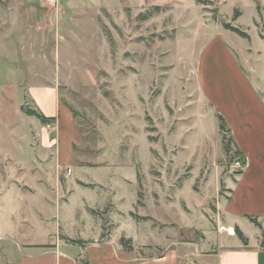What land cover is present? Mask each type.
Returning <instances> with one entry per match:
<instances>
[{
	"label": "rangeland",
	"instance_id": "obj_1",
	"mask_svg": "<svg viewBox=\"0 0 264 264\" xmlns=\"http://www.w3.org/2000/svg\"><path fill=\"white\" fill-rule=\"evenodd\" d=\"M35 8L33 61L17 24L0 20V254L15 240L126 237L148 257L200 240L240 169L224 147L231 132L201 90L199 59L222 37L264 96V0H38ZM53 84L77 115L71 165L58 162L55 123L24 111L38 108L29 85ZM229 224L224 235L238 236Z\"/></svg>",
	"mask_w": 264,
	"mask_h": 264
},
{
	"label": "crops",
	"instance_id": "obj_2",
	"mask_svg": "<svg viewBox=\"0 0 264 264\" xmlns=\"http://www.w3.org/2000/svg\"><path fill=\"white\" fill-rule=\"evenodd\" d=\"M1 2L6 4L0 7V20L5 27L17 24L21 45L31 48L27 56L35 60V15L38 13L35 3L38 0ZM30 74H35V67ZM197 76L205 98L215 114L223 116L235 144L247 159L244 171L231 177L230 184L225 185L226 191L217 199L214 215L205 217L215 218V224L200 240L171 243L161 253L148 257H139L134 250L127 251L108 238L100 241L90 238L84 243L60 239L48 243L15 240L6 254H0V264H264V96L235 50L219 36L205 46ZM27 93L47 116L57 117L58 133L53 146L58 162L73 164L76 159L73 146L80 142V134L75 116L60 97L58 85H29ZM248 215L257 216L261 222L262 228L257 226L259 234L250 235L241 228V220L252 222ZM227 222L242 230L248 238L247 244L235 234L224 235Z\"/></svg>",
	"mask_w": 264,
	"mask_h": 264
},
{
	"label": "trees",
	"instance_id": "obj_3",
	"mask_svg": "<svg viewBox=\"0 0 264 264\" xmlns=\"http://www.w3.org/2000/svg\"><path fill=\"white\" fill-rule=\"evenodd\" d=\"M235 17L239 16V12L236 10ZM226 28L230 29L236 33H238L239 35L245 37V38H249V34L247 32H245L244 30H242L241 28L237 27V26H233L229 23L226 24ZM73 115L75 117H77L76 112L70 107L68 106ZM24 111L26 114L28 115H34L36 116L43 124H52L55 123V121L57 120V117L55 116H47L42 110H40L39 108L37 109H32V108H24ZM219 119L222 121V128L225 131H228V133L230 132V128H227L225 119L223 118V116L219 115L218 116ZM224 147H225V151L227 153V155L230 157L231 160L236 159L237 157H241L243 159V162L246 164L247 159L246 156L244 155V153L237 147L235 150H233L232 147V141H233V137L232 136H226L224 135ZM245 168H241L240 170H238V174H241L244 171ZM249 219L258 227L262 228V224L261 222L258 220L257 216H253V215H248ZM236 232L238 234V236L240 237V239L247 244L248 243V238L244 235V233L242 232V230L237 226L236 227ZM69 240L71 242L74 243H84V240H76V239H71L69 238ZM120 244L122 245V247L127 250V251H133L134 250V244H133V240L131 238H126V237H122L120 239Z\"/></svg>",
	"mask_w": 264,
	"mask_h": 264
},
{
	"label": "built area",
	"instance_id": "obj_4",
	"mask_svg": "<svg viewBox=\"0 0 264 264\" xmlns=\"http://www.w3.org/2000/svg\"><path fill=\"white\" fill-rule=\"evenodd\" d=\"M46 1H48L49 3H53L54 4V2H58L59 0H46ZM235 165L237 166V168L241 169V168H245L246 167L247 162L245 164L241 157H237V159L235 161Z\"/></svg>",
	"mask_w": 264,
	"mask_h": 264
},
{
	"label": "water",
	"instance_id": "obj_5",
	"mask_svg": "<svg viewBox=\"0 0 264 264\" xmlns=\"http://www.w3.org/2000/svg\"><path fill=\"white\" fill-rule=\"evenodd\" d=\"M227 128H229V127L227 126Z\"/></svg>",
	"mask_w": 264,
	"mask_h": 264
}]
</instances>
